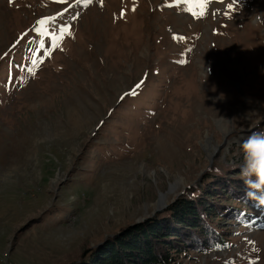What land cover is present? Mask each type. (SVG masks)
<instances>
[{"label": "rangeland", "instance_id": "rangeland-1", "mask_svg": "<svg viewBox=\"0 0 264 264\" xmlns=\"http://www.w3.org/2000/svg\"><path fill=\"white\" fill-rule=\"evenodd\" d=\"M189 7L0 0V264H80L166 218L193 237L174 264H264L242 178L243 145L264 136V0ZM197 197L224 249L170 211Z\"/></svg>", "mask_w": 264, "mask_h": 264}, {"label": "trees", "instance_id": "trees-1", "mask_svg": "<svg viewBox=\"0 0 264 264\" xmlns=\"http://www.w3.org/2000/svg\"><path fill=\"white\" fill-rule=\"evenodd\" d=\"M200 199L199 197L194 201L180 199L170 206V211L179 224L189 222L191 230H200L198 238L203 247L205 242H210L206 246L207 249L215 246L224 249L227 243L222 233L219 234L212 226L203 227L200 224L201 216H207L206 208V213L199 209L205 206L204 201ZM251 204L255 205L257 202ZM242 216L238 214L237 217L243 219ZM168 223V218L147 219L143 223L130 226L111 236L101 248L89 256L88 260H83L80 264H174L175 252L172 251L177 252L188 247L189 243L193 242V237H183ZM193 246L199 245L195 243Z\"/></svg>", "mask_w": 264, "mask_h": 264}, {"label": "clouds", "instance_id": "clouds-1", "mask_svg": "<svg viewBox=\"0 0 264 264\" xmlns=\"http://www.w3.org/2000/svg\"><path fill=\"white\" fill-rule=\"evenodd\" d=\"M245 167L242 178L248 189L247 195L264 207V136H250L243 145Z\"/></svg>", "mask_w": 264, "mask_h": 264}, {"label": "snow or ice", "instance_id": "snow-or-ice-1", "mask_svg": "<svg viewBox=\"0 0 264 264\" xmlns=\"http://www.w3.org/2000/svg\"><path fill=\"white\" fill-rule=\"evenodd\" d=\"M55 2L62 3V2H66V0H55ZM78 2H79V0H78ZM84 2L90 3L91 0H84ZM180 2H181V0H177V3H180ZM182 2L191 6V7H189L188 10L191 12V14L194 18L200 19V18L204 17V15L206 14L207 7L213 2V0H182ZM216 2L222 3L223 0H216ZM133 10H135V9H133ZM49 19L50 18L42 19V20L38 21V24L46 25ZM65 33L70 34V29L69 28L61 29L60 39L63 38V35ZM173 38L174 39H183V37H173ZM53 39L56 40L57 38L53 37ZM57 42H59V41H57ZM136 87L139 88L140 85L138 84ZM131 94L135 95L136 93L132 92ZM261 162L264 163V157H262ZM249 243L254 244V242H252V241H249ZM253 250L258 251V249H255V248ZM250 264H258V261L253 260L250 262Z\"/></svg>", "mask_w": 264, "mask_h": 264}, {"label": "water", "instance_id": "water-1", "mask_svg": "<svg viewBox=\"0 0 264 264\" xmlns=\"http://www.w3.org/2000/svg\"><path fill=\"white\" fill-rule=\"evenodd\" d=\"M229 134V133H228ZM228 135H225V137H227ZM220 147H217V149L214 151V153L210 156V161L212 162L214 160V158L216 157L217 155V152L219 150ZM161 195V194H160ZM161 198V197H160ZM165 202V201H164ZM160 203V202H159ZM164 204V203H163ZM162 205V204H160Z\"/></svg>", "mask_w": 264, "mask_h": 264}, {"label": "bare ground", "instance_id": "bare-ground-1", "mask_svg": "<svg viewBox=\"0 0 264 264\" xmlns=\"http://www.w3.org/2000/svg\"><path fill=\"white\" fill-rule=\"evenodd\" d=\"M163 195V196H162ZM166 200V196L165 194H161V198H160V204H162L161 206H164V201ZM164 203V204H163Z\"/></svg>", "mask_w": 264, "mask_h": 264}]
</instances>
